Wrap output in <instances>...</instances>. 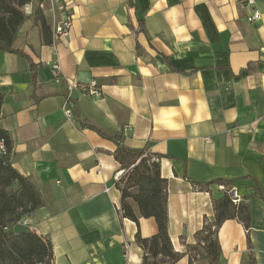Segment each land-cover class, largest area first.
I'll return each instance as SVG.
<instances>
[{
  "label": "crops",
  "instance_id": "crops-1",
  "mask_svg": "<svg viewBox=\"0 0 264 264\" xmlns=\"http://www.w3.org/2000/svg\"><path fill=\"white\" fill-rule=\"evenodd\" d=\"M68 1L66 38L44 45L26 20L14 42L25 57L0 51L9 160L43 201L13 233L48 239L53 264H141L135 238L154 236L157 225L119 215L124 148L158 157L168 235L182 255L175 264H209L189 247L214 221L224 193L215 180L233 182L227 189L251 217L248 231L237 220L217 229L218 264H248L249 254L264 264V0ZM45 18L52 31L53 15ZM68 80H94L100 93L75 89L67 117Z\"/></svg>",
  "mask_w": 264,
  "mask_h": 264
},
{
  "label": "trees",
  "instance_id": "trees-1",
  "mask_svg": "<svg viewBox=\"0 0 264 264\" xmlns=\"http://www.w3.org/2000/svg\"><path fill=\"white\" fill-rule=\"evenodd\" d=\"M32 0H0V51L10 52L25 57L14 47L19 27L29 17L22 14V7ZM40 1V0H35ZM34 23L39 27L44 45H51L52 31L45 16L36 11ZM27 61L28 57H26ZM35 65L29 70L35 82ZM3 96L0 92V115ZM4 143L6 154L0 156V264H53L52 246L48 239H43L34 232L15 234L11 228L20 220L43 205L36 186L21 176L9 160L12 151L10 134L0 127V142ZM119 154L128 156L127 162L121 163L126 173L116 183L120 193L121 216L135 223L138 217L153 218L157 233L143 239L136 236V243L142 250L141 264H175L182 255L175 253L168 235V216L166 207V181L160 176L158 157L145 151L118 149ZM211 184H223L225 191L221 198L214 201V221L205 223L196 232V244L189 247L190 252L203 256L209 264H218L219 244L217 229L226 220H237L245 230L250 227V209L247 203L240 201L233 204L227 189L233 182L215 180ZM255 195L263 199L258 189ZM136 206L138 216L134 212ZM249 263L254 264L251 254ZM189 264H193L192 259Z\"/></svg>",
  "mask_w": 264,
  "mask_h": 264
},
{
  "label": "built area",
  "instance_id": "built-area-1",
  "mask_svg": "<svg viewBox=\"0 0 264 264\" xmlns=\"http://www.w3.org/2000/svg\"><path fill=\"white\" fill-rule=\"evenodd\" d=\"M242 5H253L254 0H243ZM22 14L25 17L34 16L36 11L41 12L44 16L46 13L53 15L54 24L52 26V38L53 40L64 39L69 34L72 22V14L70 12V2L68 0H32L26 3L22 9ZM259 18L258 13H254L248 21H254ZM51 73L55 80H58L60 77V68L57 62H54L50 65ZM75 89L81 90L84 94H87L92 97L99 96L100 89L96 81L92 80L87 85H79L76 81H67V95L65 96V103L63 110L65 115L68 117L71 115V105H72V93ZM205 141L209 142V139L206 138ZM6 154L4 143L0 142V156L3 157ZM124 172H117L115 174V182H119ZM219 190L225 191L224 185L218 186ZM228 194L231 197L233 204H238L240 200L236 193L232 190H228ZM121 211L119 210V215L121 216Z\"/></svg>",
  "mask_w": 264,
  "mask_h": 264
},
{
  "label": "rangeland",
  "instance_id": "rangeland-1",
  "mask_svg": "<svg viewBox=\"0 0 264 264\" xmlns=\"http://www.w3.org/2000/svg\"><path fill=\"white\" fill-rule=\"evenodd\" d=\"M27 20H29V21H32V22H33V16H31V17L27 18Z\"/></svg>",
  "mask_w": 264,
  "mask_h": 264
}]
</instances>
